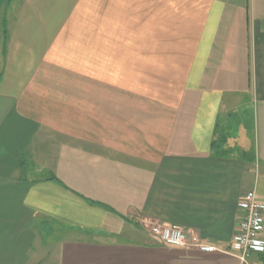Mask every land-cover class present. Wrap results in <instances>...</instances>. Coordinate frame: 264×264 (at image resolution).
I'll return each mask as SVG.
<instances>
[{
	"label": "crops",
	"instance_id": "0c3cea01",
	"mask_svg": "<svg viewBox=\"0 0 264 264\" xmlns=\"http://www.w3.org/2000/svg\"><path fill=\"white\" fill-rule=\"evenodd\" d=\"M249 191L264 0H0V264H39V221L67 235L55 264H264L148 234L226 248Z\"/></svg>",
	"mask_w": 264,
	"mask_h": 264
},
{
	"label": "built area",
	"instance_id": "2783aa9c",
	"mask_svg": "<svg viewBox=\"0 0 264 264\" xmlns=\"http://www.w3.org/2000/svg\"><path fill=\"white\" fill-rule=\"evenodd\" d=\"M238 208L243 212L238 232L230 245L223 249L204 242L197 234L181 227L153 225L150 230L153 237L166 246L201 253L223 252L247 263L253 255L264 254V204L259 201L256 191H249L240 200Z\"/></svg>",
	"mask_w": 264,
	"mask_h": 264
},
{
	"label": "rangeland",
	"instance_id": "374dc122",
	"mask_svg": "<svg viewBox=\"0 0 264 264\" xmlns=\"http://www.w3.org/2000/svg\"><path fill=\"white\" fill-rule=\"evenodd\" d=\"M149 227L148 234L153 236ZM45 232L44 235L40 237L38 242L35 244L34 251L37 252L36 258L39 264H55L58 259L59 250H57V245L61 240L67 237L63 230L54 225L52 222H47L45 224H39L36 227V233ZM44 238V239H42ZM39 248V249H37ZM31 254L34 255V252ZM35 258V259H36Z\"/></svg>",
	"mask_w": 264,
	"mask_h": 264
},
{
	"label": "trees",
	"instance_id": "16d2710c",
	"mask_svg": "<svg viewBox=\"0 0 264 264\" xmlns=\"http://www.w3.org/2000/svg\"><path fill=\"white\" fill-rule=\"evenodd\" d=\"M50 180H53V181H58L55 177H52ZM262 256H263V260H264V254H262Z\"/></svg>",
	"mask_w": 264,
	"mask_h": 264
}]
</instances>
